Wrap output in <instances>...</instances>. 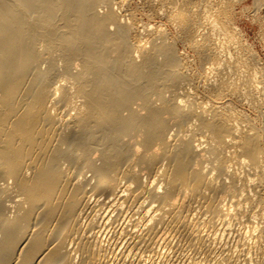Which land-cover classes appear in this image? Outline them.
Returning a JSON list of instances; mask_svg holds the SVG:
<instances>
[{
    "label": "bare ground",
    "instance_id": "bare-ground-1",
    "mask_svg": "<svg viewBox=\"0 0 264 264\" xmlns=\"http://www.w3.org/2000/svg\"><path fill=\"white\" fill-rule=\"evenodd\" d=\"M241 1L0 0V264H264Z\"/></svg>",
    "mask_w": 264,
    "mask_h": 264
},
{
    "label": "rangeland",
    "instance_id": "rangeland-1",
    "mask_svg": "<svg viewBox=\"0 0 264 264\" xmlns=\"http://www.w3.org/2000/svg\"><path fill=\"white\" fill-rule=\"evenodd\" d=\"M135 1H138V0H135ZM251 11H253V0H242L236 6V8L233 11L234 14L236 13L233 16V19H234V22L236 23V25L238 26L239 30L242 31L241 33L243 35V38H245L246 42L248 41V44L251 45V47L257 53V55L259 57V61H261L260 66H263V69H264V21H263L264 20V9L261 11L258 18L256 16L252 15L253 12H251ZM253 18H254V20H253ZM162 19L163 18L145 19V22L150 21L153 26L162 25L163 27L168 28L169 26H168L166 20L163 19V21H162ZM241 107H243V108H241ZM250 107H249V105H242V106L240 105V107L238 106V109L241 108L239 110L240 112L244 109V111L241 113L242 114L246 113L245 114L246 117L249 115V117H247V118H252V116H253V119H254V117L257 113L258 115H256V117H255L256 122L263 124L264 120L261 119V116L257 112L256 108L254 107L255 109H253L252 107L251 108ZM254 110H256V111H254ZM257 117L261 120H258Z\"/></svg>",
    "mask_w": 264,
    "mask_h": 264
}]
</instances>
